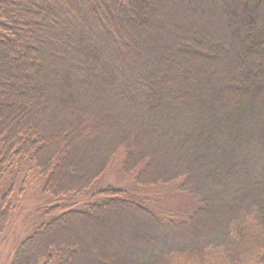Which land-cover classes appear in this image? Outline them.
<instances>
[{
	"label": "trees",
	"instance_id": "trees-1",
	"mask_svg": "<svg viewBox=\"0 0 264 264\" xmlns=\"http://www.w3.org/2000/svg\"><path fill=\"white\" fill-rule=\"evenodd\" d=\"M118 157L153 195L102 185ZM18 188L53 200L10 264H264V0H0V250ZM120 217L150 237L70 236Z\"/></svg>",
	"mask_w": 264,
	"mask_h": 264
},
{
	"label": "rangeland",
	"instance_id": "rangeland-1",
	"mask_svg": "<svg viewBox=\"0 0 264 264\" xmlns=\"http://www.w3.org/2000/svg\"><path fill=\"white\" fill-rule=\"evenodd\" d=\"M120 1L122 3H126L127 0H120ZM207 3L208 1H205V5L203 7L200 6L199 9L201 11L207 10L208 14L199 17V15L195 13V9L192 8V13H193L192 16L193 17L196 16L198 20L207 21V23L209 24L211 23L213 30L210 29L209 32L220 31L221 30L220 25L216 24L217 20L214 19L211 12V8ZM178 9H179L178 14L175 11L170 12L172 14L170 17L171 19L164 18V21L163 19L160 21L159 31L160 33H162L163 36L169 35V33L174 32V30H182V28L178 26V24H176L174 21L178 20V22L183 23V15L184 14L188 15V12H186L184 8L181 6L178 7ZM197 10L198 9L196 8V12ZM172 19H174V21H172ZM215 27H217L220 30H215L214 29ZM156 40L159 46H165L168 44V41H166L164 38L157 37ZM69 64H71V62H69ZM97 96L98 97L95 99L96 100L95 102H96V106H98V109L100 108L99 110H102L104 114L108 116L114 115L115 112L118 114L119 117L118 122H120L121 125V128L118 130V132L124 133L133 129V124H132L133 119L132 121H129L124 117L125 114H123L122 110L117 109V111H115L112 108L113 104L110 103V100L108 99L105 100L103 98L101 99L100 95ZM106 104L111 106L110 109L107 107ZM104 107L105 109L103 110L102 108ZM92 109L94 108L92 107ZM67 116L68 115L64 113H58L57 122H62L67 118ZM114 122L117 123V120L114 119ZM150 142L154 144L153 150L159 154V148L157 149L158 142L155 141V139H150ZM169 156H173V155H169ZM174 157L175 156H173V158ZM165 158L168 160L167 156ZM123 162H124L123 157H118L114 161V163L111 164L106 175L103 177L102 185L105 187L111 186L114 188L126 190L132 196L145 197V196L153 195L155 190L154 188L139 187L136 184L135 179H133L131 175L125 173V171L122 168ZM177 163L181 164L182 161H177ZM172 164H173L172 167L171 166L167 167V170H169L170 167L172 169H176L178 167V164H176V162ZM186 199L187 198L185 196H181L179 194H176V198H174V200H176V203L180 201H185ZM52 200L53 199L51 198V196L44 194L41 190L35 191L33 189H26L23 192L19 188L16 190V198L14 200V205L16 207L15 216H13L12 224L9 227L7 240L0 250V264L11 263V258L15 247L29 235L33 225L37 221L39 220L43 221L46 219L42 215H37L36 210L38 208L44 207ZM215 221H217V219H215ZM212 225H214L213 220L212 222L209 219L203 220L202 223L203 227L210 228L212 227ZM147 227H148L147 223L140 218L120 217L118 219H115L113 226L103 225V227L101 226L98 230L93 229L92 231L87 230L82 232L83 230H80L75 226L73 230L74 235L72 234L70 236L80 237L82 241L88 243V248L86 249L87 252H93L95 247L94 245L96 243H99L102 248L106 246V248L109 249V247H113V244L111 243V240L113 239L120 240L121 237L131 241L146 239L151 235V232L147 230ZM98 238L101 239L102 241L99 240ZM87 261L89 264H94L92 258H89Z\"/></svg>",
	"mask_w": 264,
	"mask_h": 264
}]
</instances>
